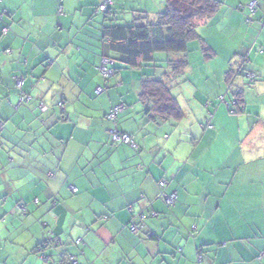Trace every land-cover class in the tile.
<instances>
[{"label": "crops", "instance_id": "0c3cea01", "mask_svg": "<svg viewBox=\"0 0 264 264\" xmlns=\"http://www.w3.org/2000/svg\"><path fill=\"white\" fill-rule=\"evenodd\" d=\"M102 1L62 0L59 15L56 0H0V264H264V0L254 13L214 0L196 23L171 80L192 77L178 121L140 97L164 56L100 73L115 58L104 29L153 21L166 0H111L106 13ZM116 106L134 148L111 142Z\"/></svg>", "mask_w": 264, "mask_h": 264}, {"label": "trees", "instance_id": "16d2710c", "mask_svg": "<svg viewBox=\"0 0 264 264\" xmlns=\"http://www.w3.org/2000/svg\"><path fill=\"white\" fill-rule=\"evenodd\" d=\"M217 7L218 4L214 0H166L163 11L153 21L144 17L134 19L130 25L104 29L103 36L108 40L109 50L115 56L105 58L112 63H118L125 68H141L155 65L156 54L167 56L162 79L143 82L140 97L145 103H150L146 110L148 115L152 113L161 121H178L183 118V111L171 95V80L181 77L187 68V46L196 38V23L214 14ZM107 10L101 13H106ZM203 53L207 59L212 57V54L205 50ZM176 57L177 59H173ZM111 70L115 72V69ZM236 75L235 71H230L228 82ZM22 95L28 98V95ZM59 108L62 109V104H59ZM161 182L164 183L163 187L159 186ZM161 182L158 186L160 191L164 192L166 183Z\"/></svg>", "mask_w": 264, "mask_h": 264}, {"label": "built area", "instance_id": "2783aa9c", "mask_svg": "<svg viewBox=\"0 0 264 264\" xmlns=\"http://www.w3.org/2000/svg\"><path fill=\"white\" fill-rule=\"evenodd\" d=\"M60 5L58 8V14L62 15V7H61V3L62 0H56ZM112 5V1L111 0H103L102 4L99 6L98 11L100 12H105L107 10V8H109ZM257 4L255 0H250V3L248 4V9L250 10L251 13H254L255 8H256ZM3 32L5 33L6 30H3ZM9 53V52H8ZM110 64V61L106 58L102 59V63H101V68H100V73L102 74L103 78L105 80H108L109 78L112 77L113 75V71L111 69H108L107 66ZM23 85V80L22 78H16L15 80V86L18 90H21ZM103 91L102 88H97L96 89V93L100 94ZM28 101V98L24 95H21L20 98V103L24 104ZM123 109V106H117L112 108L108 115L106 116V119L110 122H112L114 124V128L110 131V138L111 141L113 143H120V144H124L127 146H131V147H135L134 143L130 140V138L125 135V134H121L117 128L115 127V123L117 120V115L118 113H120V111ZM1 125V123H0ZM160 187L164 186V183L161 182L159 184ZM73 193H76L77 190L76 189H71ZM175 197L176 194L172 193L170 195H166L164 192L160 191L159 193V199L162 200L168 207L174 206V201H175ZM130 232L132 234H136L137 233V229L135 226H131L130 227ZM198 261H201V257L198 256Z\"/></svg>", "mask_w": 264, "mask_h": 264}, {"label": "rangeland", "instance_id": "374dc122", "mask_svg": "<svg viewBox=\"0 0 264 264\" xmlns=\"http://www.w3.org/2000/svg\"><path fill=\"white\" fill-rule=\"evenodd\" d=\"M191 44V43H190ZM188 45H189V43H188ZM189 48L191 49V46L189 45ZM156 56H164L165 58L167 57L165 54H159V55H156ZM190 56H191V54H190ZM157 65H159V64H157ZM165 65V64H164ZM159 72V71H158ZM102 75V74H101ZM103 77V76H102ZM192 79V77H190L189 76V74H184V76L181 78V80H180V85L179 86H177V87H175V88H173L172 90H171V95H172V97L173 98H175L176 100L178 99V100H180L181 101V103L183 104V100H189V97H191L192 95H191V93H190V91H189V89L186 87V86H188L189 85V83H190V80ZM201 81H203V80H201ZM99 88H101V87H99ZM103 89V88H102ZM96 94H98V93H96ZM177 100V101H178ZM219 100H218V102H217V105L219 104ZM191 105V104H190ZM117 107V106H116ZM182 107H184V106H182ZM219 144V143H218ZM220 149H216V153H217V151H219ZM261 162H264V161H261ZM264 163H260V167H259V175H260V177H262V178H264V165H263ZM242 234V237H246V238H249V237H252V235H253V233H250V232H242L241 233Z\"/></svg>", "mask_w": 264, "mask_h": 264}]
</instances>
